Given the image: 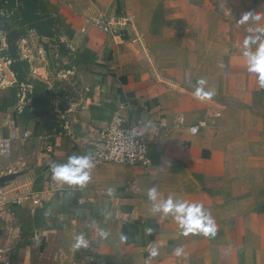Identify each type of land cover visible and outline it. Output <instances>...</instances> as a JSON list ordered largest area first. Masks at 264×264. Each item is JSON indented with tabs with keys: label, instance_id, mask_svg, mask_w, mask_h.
Returning <instances> with one entry per match:
<instances>
[{
	"label": "crops",
	"instance_id": "crops-1",
	"mask_svg": "<svg viewBox=\"0 0 264 264\" xmlns=\"http://www.w3.org/2000/svg\"><path fill=\"white\" fill-rule=\"evenodd\" d=\"M4 10L1 78L9 84L1 88L0 136L11 125L30 134L0 158L7 199L22 198L0 230L13 264L21 255L36 264V254L39 264H264V88L242 55L249 29H264V0H37L35 15L51 36L25 25L13 41ZM101 15L116 20L121 36L94 26ZM35 47H57L72 85L69 101L50 99L42 112L31 107V88L41 82L50 91L55 77L41 55L32 59ZM200 79L211 99L195 96ZM21 86L29 90L19 110ZM124 105L130 121L163 118L170 127L151 144V165L99 164L84 187L55 181L46 190L51 166L85 155L92 129ZM202 120L208 127L191 135L187 127ZM154 186L158 200L202 204L216 235H182L171 215L154 213ZM78 235L87 247L74 250Z\"/></svg>",
	"mask_w": 264,
	"mask_h": 264
},
{
	"label": "built area",
	"instance_id": "built-area-1",
	"mask_svg": "<svg viewBox=\"0 0 264 264\" xmlns=\"http://www.w3.org/2000/svg\"><path fill=\"white\" fill-rule=\"evenodd\" d=\"M7 13L4 10L1 14L5 16ZM94 26L107 34H117L121 36L120 28L117 26L116 20H109L107 17L101 15L95 18ZM4 24L0 21V42L4 37ZM19 90L17 97V107L21 110L26 103L27 90L24 88ZM126 106H121L110 118L109 122L101 128H93L91 136L85 142V154H91L94 160V165L110 164V165H127V166H141L148 167L151 165L149 155L150 146L152 143L160 138L167 136L170 127L165 119H149L146 121H130L124 114ZM195 127L198 131L193 134L191 129ZM208 127L206 121L202 120L196 124L187 127L191 135H197ZM30 134L26 131H18L16 127H9V134L7 138L0 136V157L10 155L13 144L20 139H27ZM94 166V167H95ZM51 171H48V179L45 183L46 190L55 191V180L52 179ZM32 198L33 196H28ZM21 199L8 200L3 188L0 186V230L8 219L15 220L17 215V206ZM25 199V197L23 198ZM13 249L6 246L0 238V264H13Z\"/></svg>",
	"mask_w": 264,
	"mask_h": 264
},
{
	"label": "clouds",
	"instance_id": "clouds-1",
	"mask_svg": "<svg viewBox=\"0 0 264 264\" xmlns=\"http://www.w3.org/2000/svg\"><path fill=\"white\" fill-rule=\"evenodd\" d=\"M249 14H245L240 23H245L249 19ZM256 19V17H252ZM250 35L246 36L243 41L242 55L246 58L247 70L249 73L255 74L257 83L260 88H264V29H249ZM258 47L253 51V46ZM195 90V96L200 99H211L213 93L205 92L203 86L206 81L200 79ZM198 131L193 127L191 132L195 134ZM94 160L91 154L70 156L66 163L53 164L50 168L52 179L57 183L69 186L84 187L91 179L90 170L94 167ZM111 194V189H109ZM148 199L153 202L152 211L154 213H163L164 216L171 215L178 223L182 235L203 234L204 236H215L217 225L210 212L199 203H188L179 199H173L169 196L166 200H158L157 188L154 186L148 191ZM152 230L148 229L150 233ZM102 236L107 233L101 232ZM125 239V237H122ZM87 247V241L83 235L75 238L74 250L80 247ZM182 249L176 250V255H180ZM157 255L155 249L152 250L150 256Z\"/></svg>",
	"mask_w": 264,
	"mask_h": 264
},
{
	"label": "rangeland",
	"instance_id": "rangeland-1",
	"mask_svg": "<svg viewBox=\"0 0 264 264\" xmlns=\"http://www.w3.org/2000/svg\"><path fill=\"white\" fill-rule=\"evenodd\" d=\"M4 14H5V19L7 20V22L9 23V26H10V29H8V31H6V33H8V34L11 33L12 34V35L10 34L9 37L7 35L6 39L8 40V38H11V41H13L15 38H19V36H20L17 33L23 32L25 29H23L16 20H12V19L10 20V18L12 17L11 14H9V13H4ZM13 35H15V36H13ZM23 35H24V36H22L23 38L27 37L26 39H30L26 32ZM34 40L36 41V39H34ZM30 50H31L30 51V55L32 56L33 60H36V59L40 60V55H41V58H43L45 60V62H47L46 67L49 68V70L51 71L52 75H54V77H55L50 82V86H51L50 91L51 92L47 90V85L46 84H43L41 82H35L34 86H35V91H36V97H37V100L39 101L40 111H41L42 105H47L50 102V99H54L55 100L56 97H59V98L63 99L64 102L65 101H69L71 99L70 98L71 96L69 95L70 96L69 97L68 95H65V93L69 94L67 89L69 87H72V85L70 83L71 80L69 79V76L67 74V68L66 67L68 65H64L62 63V61L59 58L56 57L57 51H58L57 47H54V48L49 47V50L53 51V52H49V53L48 52L45 53V52H43V50H40V52H39V48H37V47L31 48ZM19 53H21L20 50H19ZM20 56H22V54ZM48 57H51L52 59L50 61H48L47 60ZM38 60L36 62H38V64H39L40 62ZM42 62H44V61L42 60ZM5 70H6V68L0 62V96L3 95V91H2L1 88L5 87V86H8V84H9L7 79L1 78V76L2 77L4 76ZM57 75H59V77H57ZM7 76H8L7 77L8 79L11 78L9 73L7 74ZM21 89H23V87H20V90ZM31 92H33L32 88H31ZM19 93H20L19 91H15V93H14L15 100H18V101L21 100L20 99L21 96H20V98L17 97V95ZM64 95L66 97H68L69 99L66 98ZM40 116H43V117H41V119H44V117L47 118V115H45V114L40 115ZM8 156H3V157H0V158H6ZM5 182L6 181L1 180V178H0V186L1 187L5 184ZM57 261H59L58 258H54V263H57ZM33 262H36V264L43 263L44 262V258H41L40 255L36 254L35 255V260ZM51 262H52V259H51ZM23 263L25 264L26 261H24L23 255H21L20 258L17 259L16 263H14V264H23Z\"/></svg>",
	"mask_w": 264,
	"mask_h": 264
},
{
	"label": "trees",
	"instance_id": "trees-1",
	"mask_svg": "<svg viewBox=\"0 0 264 264\" xmlns=\"http://www.w3.org/2000/svg\"><path fill=\"white\" fill-rule=\"evenodd\" d=\"M16 2H19L20 14H12L10 20H16L21 27L27 25L30 29L35 30L39 36L50 37L51 29L50 23L42 22L35 15V6L37 0H0V9L4 8L6 11H12L15 8ZM31 107L36 110H40L39 101L36 97V91L31 94Z\"/></svg>",
	"mask_w": 264,
	"mask_h": 264
}]
</instances>
